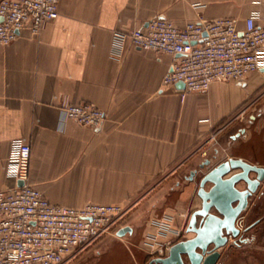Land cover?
I'll use <instances>...</instances> for the list:
<instances>
[{"label":"crops","instance_id":"obj_1","mask_svg":"<svg viewBox=\"0 0 264 264\" xmlns=\"http://www.w3.org/2000/svg\"><path fill=\"white\" fill-rule=\"evenodd\" d=\"M252 13L264 26V0H59L58 15L38 32L24 28L0 44V189L16 184L5 163L11 141L24 137L29 180L49 201L128 209L69 264H149L167 255L172 243L195 235L187 228L202 203L199 174L231 156L256 161L241 145L253 129L264 138V71L182 98L176 85L162 84L173 55L130 42L114 55L113 32L155 16L177 26L230 16L241 28ZM62 102H90L106 118L99 127L61 122ZM164 216L172 230L160 232L156 219ZM157 232L151 246L146 236Z\"/></svg>","mask_w":264,"mask_h":264},{"label":"built area","instance_id":"obj_2","mask_svg":"<svg viewBox=\"0 0 264 264\" xmlns=\"http://www.w3.org/2000/svg\"><path fill=\"white\" fill-rule=\"evenodd\" d=\"M58 1L0 0V44L10 43L24 28L38 32L45 20L58 15ZM257 17L248 15L240 28L230 16L199 17L183 26L155 16L130 31H114L112 53L119 55L130 42L173 55L162 84L181 81L183 87L176 90L183 98L188 92L207 90L213 81H242L252 71H264V26ZM59 111L61 122L73 119L91 127H99L106 118L105 111L90 102H62ZM30 152L24 137L11 141L5 172L16 184L0 189V264H64L112 232L127 208L120 203H52L29 180ZM170 220L156 219L160 232L172 230ZM157 235L146 236L151 246Z\"/></svg>","mask_w":264,"mask_h":264},{"label":"water","instance_id":"obj_3","mask_svg":"<svg viewBox=\"0 0 264 264\" xmlns=\"http://www.w3.org/2000/svg\"><path fill=\"white\" fill-rule=\"evenodd\" d=\"M176 87L182 88L178 81ZM204 160L201 165L207 164ZM237 170L232 172V170ZM255 172L251 177L250 172ZM194 170L189 178H192ZM264 177V167L251 163L241 157H228L202 174L197 190L201 198V207L192 213L187 230L195 232L190 238L180 239L172 243L165 256L150 259L149 264H216L220 256V248L228 241V236H237L240 231L236 219L246 208L249 196L257 189ZM245 182L239 189L236 183ZM211 185L206 188V183ZM213 209V211H212ZM195 215H200V223L196 225ZM123 226L116 234L129 231ZM236 242V241H235Z\"/></svg>","mask_w":264,"mask_h":264},{"label":"rangeland","instance_id":"obj_4","mask_svg":"<svg viewBox=\"0 0 264 264\" xmlns=\"http://www.w3.org/2000/svg\"><path fill=\"white\" fill-rule=\"evenodd\" d=\"M247 115L246 120L248 121L249 116ZM253 131L254 133L241 145L243 150L241 152L256 157V161L249 162L264 167V158L260 157L264 156V138L259 136L258 130L253 129ZM199 175L200 178L202 174ZM250 175L254 177L255 172H250ZM236 185L243 188L245 182L239 180ZM236 225L240 233L235 237L228 236V241L219 249L220 256L216 264H264V177L257 189L249 196L246 208L236 219ZM73 260L71 259L64 264H69Z\"/></svg>","mask_w":264,"mask_h":264},{"label":"bare ground","instance_id":"obj_5","mask_svg":"<svg viewBox=\"0 0 264 264\" xmlns=\"http://www.w3.org/2000/svg\"><path fill=\"white\" fill-rule=\"evenodd\" d=\"M232 237V236H231Z\"/></svg>","mask_w":264,"mask_h":264},{"label":"flooded vegetation","instance_id":"obj_6","mask_svg":"<svg viewBox=\"0 0 264 264\" xmlns=\"http://www.w3.org/2000/svg\"><path fill=\"white\" fill-rule=\"evenodd\" d=\"M235 242V241H234Z\"/></svg>","mask_w":264,"mask_h":264}]
</instances>
